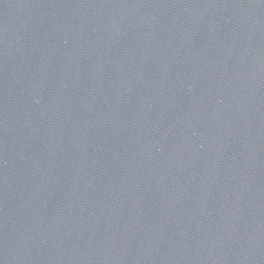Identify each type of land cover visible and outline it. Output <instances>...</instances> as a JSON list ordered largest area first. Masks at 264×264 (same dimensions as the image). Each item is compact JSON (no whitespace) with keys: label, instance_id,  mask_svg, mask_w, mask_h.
<instances>
[{"label":"water","instance_id":"1","mask_svg":"<svg viewBox=\"0 0 264 264\" xmlns=\"http://www.w3.org/2000/svg\"><path fill=\"white\" fill-rule=\"evenodd\" d=\"M0 264H264V0H0Z\"/></svg>","mask_w":264,"mask_h":264}]
</instances>
